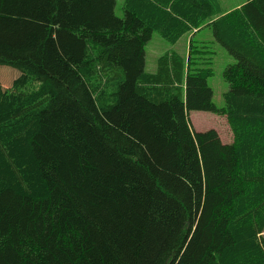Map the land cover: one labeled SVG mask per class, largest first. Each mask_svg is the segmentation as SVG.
Here are the masks:
<instances>
[{"label": "trees", "instance_id": "1", "mask_svg": "<svg viewBox=\"0 0 264 264\" xmlns=\"http://www.w3.org/2000/svg\"><path fill=\"white\" fill-rule=\"evenodd\" d=\"M116 5L0 0V264H264V0ZM204 25L235 58L220 108L192 38L145 68Z\"/></svg>", "mask_w": 264, "mask_h": 264}, {"label": "rangeland", "instance_id": "2", "mask_svg": "<svg viewBox=\"0 0 264 264\" xmlns=\"http://www.w3.org/2000/svg\"><path fill=\"white\" fill-rule=\"evenodd\" d=\"M224 11L241 6L247 0H220ZM124 0H117L116 13L119 16L124 15L123 11ZM195 40L196 44L206 46L205 60L203 67H211L213 74L208 78V82L213 89V102L216 106L223 107L225 105L224 93L228 90L229 84L224 79L223 73L226 66L235 62L233 55L219 43L210 26L204 25L195 31L188 32L183 35L176 43L167 41L162 35L155 31L152 39L146 44V70L148 72H155L158 66V59L161 55L168 51L176 50L183 55H187L189 51L190 39ZM200 45V46H201ZM210 62V63H209ZM4 68L15 69V74L20 71L16 68L2 65L0 69ZM0 80L3 79L0 77ZM193 128L197 131H206L215 128L222 140L226 143H231L234 139L233 130L228 122L226 115L214 111L193 110L190 113Z\"/></svg>", "mask_w": 264, "mask_h": 264}]
</instances>
